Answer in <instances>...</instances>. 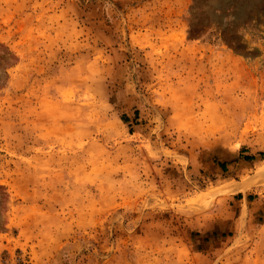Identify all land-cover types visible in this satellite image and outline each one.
Listing matches in <instances>:
<instances>
[{
	"label": "rangeland",
	"instance_id": "1",
	"mask_svg": "<svg viewBox=\"0 0 264 264\" xmlns=\"http://www.w3.org/2000/svg\"><path fill=\"white\" fill-rule=\"evenodd\" d=\"M0 264H264V0H0Z\"/></svg>",
	"mask_w": 264,
	"mask_h": 264
},
{
	"label": "crops",
	"instance_id": "2",
	"mask_svg": "<svg viewBox=\"0 0 264 264\" xmlns=\"http://www.w3.org/2000/svg\"><path fill=\"white\" fill-rule=\"evenodd\" d=\"M239 154L244 155V157L238 162V165L241 166V169H243V171L253 169V166L251 164H249V162L254 161V160H251V159L246 160V158L249 156H252V155H257V154L254 151H250V152L249 151H246V152L243 151V152H240ZM222 164H224V162H222ZM227 165L229 166L230 164H227ZM233 180L241 181V180L236 179V177H233ZM257 191H258V189H256L253 185H250V187L247 190H245V191L240 190V191H238L239 193L237 192L238 195L241 194V196H242L240 198V201L246 202L247 207H248V213L250 216H257L259 211H260V209L255 208L257 205L256 201L254 202V200H252V197L254 196V194L256 195ZM237 194H236V196H237ZM231 199H236L235 195H233L231 197ZM259 201H261V200H259Z\"/></svg>",
	"mask_w": 264,
	"mask_h": 264
},
{
	"label": "trees",
	"instance_id": "3",
	"mask_svg": "<svg viewBox=\"0 0 264 264\" xmlns=\"http://www.w3.org/2000/svg\"><path fill=\"white\" fill-rule=\"evenodd\" d=\"M135 114L137 115L138 113H137V111L135 112ZM123 120L125 121V122H129V118L126 116V115H124L123 116ZM249 159H252V157H248ZM222 168H224L225 169V164H222V165H220ZM239 196H240V194H239Z\"/></svg>",
	"mask_w": 264,
	"mask_h": 264
},
{
	"label": "bare ground",
	"instance_id": "4",
	"mask_svg": "<svg viewBox=\"0 0 264 264\" xmlns=\"http://www.w3.org/2000/svg\"><path fill=\"white\" fill-rule=\"evenodd\" d=\"M251 185V182L244 184L241 188V190L245 191L248 189V187Z\"/></svg>",
	"mask_w": 264,
	"mask_h": 264
}]
</instances>
